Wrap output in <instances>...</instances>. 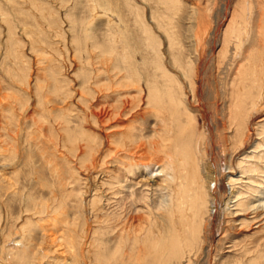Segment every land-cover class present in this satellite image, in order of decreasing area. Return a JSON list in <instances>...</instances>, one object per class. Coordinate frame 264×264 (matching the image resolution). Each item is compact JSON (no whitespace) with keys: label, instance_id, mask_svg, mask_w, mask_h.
<instances>
[{"label":"rangeland","instance_id":"rangeland-1","mask_svg":"<svg viewBox=\"0 0 264 264\" xmlns=\"http://www.w3.org/2000/svg\"><path fill=\"white\" fill-rule=\"evenodd\" d=\"M115 46L118 53L111 54ZM211 53L215 64L207 70ZM263 77L264 0H0V264H102L103 253L115 258L112 264H264V105L254 109L241 149L239 128L228 132L215 93L222 88L236 101L255 92ZM148 84L171 90L176 105L165 97V110L170 116L178 106L200 167L208 161L211 124L227 175L218 225L206 213L200 231H176L181 252L171 258L149 254L155 232L140 231L144 222L130 219L144 215L145 187H134L141 189L134 207L131 199L119 200L138 176L127 177L124 191L114 195L120 187L107 173L117 169L108 151L122 153L112 140L125 128L112 124L138 120L139 139L161 121L155 110L166 113L145 94L138 100L137 90L148 94ZM126 89L130 95L116 94ZM144 139L137 163H152L153 175L171 162L183 169L184 154L177 152L184 143L173 138L171 155H162ZM103 192L116 198L108 202ZM154 192L159 203L163 194ZM95 194L114 214L108 223L91 203ZM213 203L210 198L209 208ZM132 222L137 231H128Z\"/></svg>","mask_w":264,"mask_h":264},{"label":"bare ground","instance_id":"bare-ground-1","mask_svg":"<svg viewBox=\"0 0 264 264\" xmlns=\"http://www.w3.org/2000/svg\"><path fill=\"white\" fill-rule=\"evenodd\" d=\"M251 27L252 26L249 25V27H248V25H247L246 30L244 29L246 31L245 33H246L247 37L249 36V34L251 32V30H250ZM240 36H241V34H238V36H236V37L240 38ZM246 40H248V39H246ZM118 49L119 48L115 46V48L112 49L111 54L114 52L118 53ZM122 49H123V47H122ZM124 50H125V48H124ZM124 50H123V52H120V53H122V55H124V57L126 59L127 56H126V53ZM106 51H103V52L105 53ZM78 53H80V52H78ZM215 57L216 56L213 53H211V55L209 56V59H208V61H209L208 65H206L207 70L213 68V66L215 64ZM118 58L119 57L117 56L116 60H118ZM193 63H194V68H197L198 61H193ZM167 74H169V73H167ZM250 79H252V78L250 77ZM261 81H262V79H261ZM258 82L259 81H257V87H256L257 93L254 90L255 92H249V94L248 95L246 94L245 97H243L241 95H240V97L237 96L236 101H229L227 98L230 99L231 96L227 97V95H228L227 92L225 90H223L222 88H220V89L216 88L215 89V90H218V91H215L216 98H217L216 100L218 101V104L216 106V110L218 112V115H220L223 118L224 122L226 123V129L228 130V132H231L232 130H234V127L239 128V130L237 132L238 133L237 136H238V140H239L240 144L242 145L241 149L246 146V143H244V140H243L244 139L243 135H244V133H246L245 129L248 130L250 128L251 118L256 114L255 112H253L254 109H258L259 107L264 105V102H263L264 97L262 96V91H264V86H263L264 83H262L263 81L261 82L262 84L258 83ZM253 83H254V81H253ZM123 85H124V82H123ZM255 85H256V83H255ZM152 86H150V85L148 86V88H147L148 94H146L145 89L141 88V89L137 90L139 92V97H140V98H138L139 101H142L144 98H148L147 99L148 102H150L154 105L164 106L163 110H165V109H167L165 103L168 104V100H164V98L165 97L167 98L169 96L170 105L171 106L176 105L172 95L170 94L171 90L167 89L166 92H164V91L161 92L158 88H155ZM195 87H196L195 91L197 92V94L200 98V99H197V101L199 100V102L201 103L200 105L202 106V109L204 110L206 106H205V101H204L203 95H202V81H197V84ZM241 87H242V85H241ZM241 87H239V89ZM138 88H140V87H138ZM253 89H255V88H253ZM195 91H193V92L195 93ZM241 91H242V89H241ZM116 92H117L116 94H118L119 96H121V94L122 95L126 94V96L130 95L129 89L121 90V91L116 90ZM193 92H192V94H193ZM254 93H256V94H254ZM144 94H145V97L143 99H141L142 95L144 96ZM263 94H264V92H263ZM232 95H233V93H232ZM120 98H119V100H120ZM196 98H197V95H196ZM247 98H249L252 101V102H250V105H249V103H247V100H248ZM178 100H180V99H178ZM152 104H149V105H152ZM188 104H190V103H188ZM176 107H178V106H176ZM176 107H175L176 111H174V113H173L172 109L170 108V111H171L170 116L168 115L169 113H167L166 110H165L166 111L165 114L162 113V109L161 110H155L158 119L161 121L160 122L156 121V123H155L156 126H155V129H154L152 134L149 131H148L150 133L149 135L141 133L140 138L141 139L146 138V139H148L147 140L148 142L151 140L149 146L151 147L150 149L154 153H159V154L164 153L166 155H171V151H172L171 147L173 144V138H174V142H175V139H177V142H175L176 144L184 143V145H181V146L178 145L181 149L179 148L178 149L179 151L177 152L179 154H184V156H182L178 159V160H180V162L183 166V169L175 166V163L173 164L171 162V164L169 163L168 167H166L165 164L163 166H158V168L154 170L155 174L153 175L152 174L153 172L150 171V169L155 168L154 166L153 167L151 166L152 163L151 164L137 163V161H135V159H136L135 155L138 153L139 149H142L141 148L142 145L139 144L140 138L138 139V137H136V135L138 133H140V131L138 132V129H137L138 126H136V121H138V120L135 121V120L129 119V122H132V124L130 126H123L121 124H117V125L112 124L113 128H122V127H125V128L122 129V131H121L119 137H117V139L112 140V143L115 142L117 149L120 148L122 150V153L116 152V154H113L114 151L113 152L108 151L109 154L111 155L110 157L113 158L112 162L114 160L116 161L117 169H114L113 174H110V170L107 171V173L109 174L108 177H110L111 179L113 178L111 181L113 183L111 185L116 184L117 187H120V189H118L117 192L112 193L114 195L120 194V193H122V191H124L123 189L126 187V185L122 184L121 182H123V181L127 182L129 180V178H127V177H132L135 179V177L138 176V178H137L138 182H136V184L133 186H129L132 189V190H130L129 195L125 194V196L120 198L119 200L124 201L126 199H131V202H132L133 207H134V205L137 202H141L140 199L138 200L137 196L135 195V192H138L139 189H136L134 187L136 185L139 186L140 184H141L140 185L141 187H143V188L145 187V189L142 188L143 189L142 193H144V190H147V193L144 196V198H143V196H141V198H143L142 202H144L143 209L145 208L144 213H143L144 215H137V216L133 215V216H131L130 219L132 221L139 220V221H141V223L144 222L143 223L144 225L141 226V224H140V227H141L140 231H154L155 232L154 233V235L156 237L155 242L152 243L151 246L147 247L148 253L151 255L165 254L164 257H169V258L174 257L175 255L179 256L180 255L179 252H181L180 245L182 242H180V238H179L180 236L178 237V232H176V231H200L199 227H200L201 222L204 221V216L206 213H207L206 215H208V213H209L210 219L212 221V223H210V224H213V226L214 225L216 226V224L220 218V215H221L222 203L224 200L227 199V198L224 199L225 195H227V194H225L226 193L225 181H226L227 175H226V172L222 173V171H221V164L219 163L217 155H216V147L214 144L215 140H213V129H212L211 124L208 126L209 139H208L207 150H205L208 161H207V163L204 164V166L200 167L201 161H199V163H198L197 153L194 152L192 149H189V145H188L189 141L188 140L186 141V139H185V132L188 130V126L184 125V123L182 121H180V117L177 115L178 109ZM261 108H263V106ZM251 110H252V112H250V114L248 116H246L247 112L251 111ZM186 111H187V109H186ZM166 115L169 117V119ZM174 122H175L174 125L176 127V133H175V128L173 126ZM134 123H135V126H134ZM240 126H242V129L240 128ZM241 130H242V132L240 133ZM174 136H177V137H174ZM223 139L225 140V138H223ZM152 140H154V142ZM98 151H99V149H98ZM175 151H177V148L175 149ZM224 151L226 152L227 150L225 149ZM108 156H107V158H108ZM167 157H169L170 159L172 158L171 161L173 160V158H175L173 156L172 157L167 156ZM248 158H249V156H248ZM247 160L245 162H247ZM165 161H167V160L165 159ZM155 165H157V164H155ZM166 165H168V164H166ZM246 168H248V166ZM115 172H117L118 174H115ZM120 172L123 173V176L125 177V179H121ZM158 177H160V179ZM180 179H182V180L184 179L185 181H183V182H185V183H183V182L181 184L179 183L178 186L176 187V185H174V184ZM169 184H172L171 186H173V188L171 187V191L168 190V188H170V187H168ZM156 190L161 191L163 194L159 203L153 201V199H152L154 196V193H155L154 191H156ZM138 193H141V192H138ZM231 193H233V191ZM235 193H236V191H235ZM151 194H153L152 197H150ZM237 195L238 194L236 193V196ZM112 198H116V197L115 196L109 197V195H107V194L105 195V193L103 192V199H106V201L110 202L111 200H114ZM210 198H213L215 200V203H213V208H209V199ZM118 202L119 201H117V203ZM91 203L93 204V207L96 211H103V215L105 216V222L108 223L110 220V217H112L111 214H113V213H109L110 209L107 207V204H105V203L102 204L101 195L96 196V194H95L92 198ZM137 204H139V203H137ZM127 214H129V213H127ZM117 217H118V215H117ZM126 219H127V217H126ZM110 228H112V227H110ZM131 228H133V222H132L131 227L128 231H130V230L137 231V230H133ZM211 228H212V226H211ZM137 229H139V228H137ZM106 230H108V229H104V231H106ZM158 232H159V234L160 233H162V234L159 235ZM149 238L150 237L146 236V238L144 239V242H148ZM191 239L192 238L190 237V242L192 241ZM135 244H137V243H135ZM121 248H122V245H121ZM103 249H105L104 244H103ZM182 249H183V247H182ZM105 251L107 252L108 250H105ZM115 253H117V252H115ZM111 254H113V252ZM161 256H160V258L162 259ZM111 258H113V257L108 256V255L105 256V253H103V263L102 264H109V263L112 264ZM132 258H134V257H132ZM113 259H114L113 261H116L115 258H113ZM100 261H102V260H100ZM137 261H138V259H137Z\"/></svg>","mask_w":264,"mask_h":264}]
</instances>
